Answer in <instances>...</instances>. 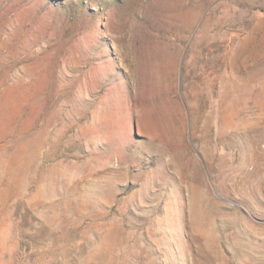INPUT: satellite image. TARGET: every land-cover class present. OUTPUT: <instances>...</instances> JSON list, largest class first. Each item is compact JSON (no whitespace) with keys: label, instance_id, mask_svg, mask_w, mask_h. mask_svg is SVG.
I'll return each mask as SVG.
<instances>
[{"label":"rangeland","instance_id":"1","mask_svg":"<svg viewBox=\"0 0 264 264\" xmlns=\"http://www.w3.org/2000/svg\"><path fill=\"white\" fill-rule=\"evenodd\" d=\"M0 264H264V0H0Z\"/></svg>","mask_w":264,"mask_h":264},{"label":"bare ground","instance_id":"2","mask_svg":"<svg viewBox=\"0 0 264 264\" xmlns=\"http://www.w3.org/2000/svg\"><path fill=\"white\" fill-rule=\"evenodd\" d=\"M238 101H241V100H238ZM238 101H237V102H238ZM243 101H244V100H243ZM213 103H214V102H213ZM241 103H242V101H241ZM232 114H234V113H232ZM204 116H205V115H204Z\"/></svg>","mask_w":264,"mask_h":264}]
</instances>
